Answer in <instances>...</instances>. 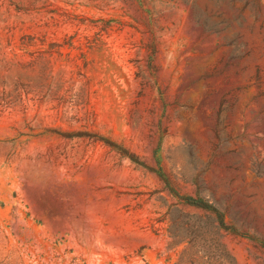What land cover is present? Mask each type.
Listing matches in <instances>:
<instances>
[{"label":"rangeland","instance_id":"374dc122","mask_svg":"<svg viewBox=\"0 0 264 264\" xmlns=\"http://www.w3.org/2000/svg\"><path fill=\"white\" fill-rule=\"evenodd\" d=\"M0 264H264V0H0Z\"/></svg>","mask_w":264,"mask_h":264},{"label":"trees","instance_id":"16d2710c","mask_svg":"<svg viewBox=\"0 0 264 264\" xmlns=\"http://www.w3.org/2000/svg\"><path fill=\"white\" fill-rule=\"evenodd\" d=\"M188 202H189V204H192L194 206H200V207L203 206L201 203H199L198 201H195L193 199H189Z\"/></svg>","mask_w":264,"mask_h":264}]
</instances>
